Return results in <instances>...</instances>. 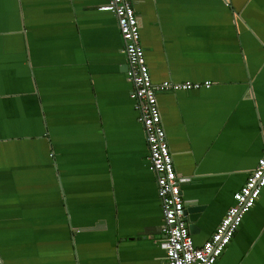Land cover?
Segmentation results:
<instances>
[{
    "label": "crops",
    "instance_id": "1",
    "mask_svg": "<svg viewBox=\"0 0 264 264\" xmlns=\"http://www.w3.org/2000/svg\"><path fill=\"white\" fill-rule=\"evenodd\" d=\"M109 0H0V264H168ZM196 247L264 156V0H133ZM194 219V221H193ZM215 264H264V189Z\"/></svg>",
    "mask_w": 264,
    "mask_h": 264
},
{
    "label": "built area",
    "instance_id": "2",
    "mask_svg": "<svg viewBox=\"0 0 264 264\" xmlns=\"http://www.w3.org/2000/svg\"><path fill=\"white\" fill-rule=\"evenodd\" d=\"M100 10L112 12L116 16L122 37L128 67L126 76L131 84L130 97L135 102L137 118L144 129L150 170L156 177L166 236L161 246L168 264H215L264 189V156L259 159L245 184L234 194L235 204L227 210L210 239L203 246L196 247L186 221L180 178L174 167L157 95L164 91L210 87L211 82L164 81L154 84L140 43V25L133 0H109Z\"/></svg>",
    "mask_w": 264,
    "mask_h": 264
},
{
    "label": "water",
    "instance_id": "3",
    "mask_svg": "<svg viewBox=\"0 0 264 264\" xmlns=\"http://www.w3.org/2000/svg\"><path fill=\"white\" fill-rule=\"evenodd\" d=\"M199 209H200L199 207H190L187 209V213H185V215L187 216V214H190L192 211H199ZM192 218H194V217H191V216L186 217V219H188V221L190 220L191 222H192V220H191ZM193 221H194V219H193ZM189 228L192 229L191 225L189 226Z\"/></svg>",
    "mask_w": 264,
    "mask_h": 264
}]
</instances>
